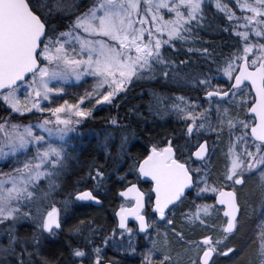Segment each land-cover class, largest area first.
Instances as JSON below:
<instances>
[{"label": "trees", "instance_id": "1", "mask_svg": "<svg viewBox=\"0 0 264 264\" xmlns=\"http://www.w3.org/2000/svg\"><path fill=\"white\" fill-rule=\"evenodd\" d=\"M229 8L231 12L227 14L213 9L210 5H204L197 20L185 27L187 30L182 35L183 39L179 38L174 42L173 48L162 51L165 59L162 73L148 80L131 81L111 102L90 114L86 120L87 125L80 127L82 136L73 141L71 147L66 148L67 171L58 179V185L52 192L55 200L63 201L66 205L65 211H61L58 205L61 212L59 230L54 231L53 235L44 233L35 222H32L31 226L24 221L17 224V241L12 246L15 252L7 255L6 264H21V261L23 264H29L27 247L30 231L33 243L31 264H45V261L47 264H83L86 260L76 258L73 255L74 250L89 254L94 248L102 251L100 264L105 260L113 264H147L141 253L146 246L143 237L130 234L128 238H120L122 233L115 229L114 210L120 204L118 191L128 184L136 183L146 196V217L150 221L156 219L151 209L150 184L141 180L136 166L153 146L162 148L167 143L171 144L176 159L184 163L190 171L206 164V187L217 190L222 187L234 189L237 200L241 189H247L248 194L258 193L251 201L253 210L248 218L243 217L239 205L233 232L225 234L219 229V243L214 245L216 251L213 252L209 263L257 264L256 250L261 229L264 228V200L259 203V188L249 185V180H256L255 176H243L245 182L238 186L221 183L218 176L223 158L210 149L203 163L192 162L190 153L202 137L190 136L188 121L181 116V111L173 107L179 105L184 109L183 112H189L197 104L209 100L205 98L207 91L228 90L231 79L223 80L218 66L222 60L235 55L243 45L236 35L238 29L235 18L242 13H236L232 7ZM230 14L232 19H229ZM261 20H264V17H261ZM54 22L56 26L62 24L61 20ZM164 71L169 73L167 78L163 75ZM202 80L208 83L201 84ZM237 90L244 92L241 103H245L248 108L252 102L248 86L234 89L229 95ZM179 97H183V100L179 99L181 103H174ZM211 101L217 102L212 99ZM247 108L241 110L239 116L251 120L246 116ZM113 120L116 123L109 124ZM122 139L125 141L123 146H120ZM192 175L194 187L196 177L195 174ZM83 189H89L98 197L101 206L96 208L74 202L72 195ZM194 195L191 188L165 213V217L158 221L162 224L159 227L162 235L179 234L176 238L186 243L212 234L209 225L194 226L190 233L180 229L183 214L193 209L194 204L199 201H196ZM205 201L213 202V196ZM220 218L222 222L225 221L223 216ZM228 249L233 251L228 252ZM226 252L228 254L223 255Z\"/></svg>", "mask_w": 264, "mask_h": 264}, {"label": "snow or ice", "instance_id": "2", "mask_svg": "<svg viewBox=\"0 0 264 264\" xmlns=\"http://www.w3.org/2000/svg\"><path fill=\"white\" fill-rule=\"evenodd\" d=\"M143 4L146 5L144 9L146 12L152 14L153 22L163 21V17L159 15V9H168V11L174 12L176 19L164 21L162 26L157 27V32L167 31L168 40L161 41L156 39L155 43H151L152 32L148 31L149 43H143L144 29H137L133 26L134 22L131 19L133 13H137L141 7V0H101L97 5H94L87 12L82 13L76 17L74 24L67 32H61L60 36L55 41L51 37H48L47 22L39 14L36 7L33 5L32 0H0V89H9L8 93L3 95V100L12 108L14 112H20L21 107L19 101L16 99L15 91L13 87L17 81H22L26 78V74L31 73L33 75V84L36 85V96L39 97L42 93L44 98L47 99V93L52 91L48 87L49 79L63 78L64 73L52 70L48 67H39L38 60L42 57L43 60L48 61L49 64L55 63L59 68L60 63L65 67L74 66L78 67L81 64L87 65L84 68L83 73H87L96 77H99L97 88L108 85L111 89L106 95H103V102H111L112 97L119 91H123L127 82H130L134 77H140L145 71L155 72L153 62L163 64L164 59L160 55V48L162 44L170 43L174 38L183 39L181 32L187 30L185 25L192 20H196L198 14L201 11V0H173L171 4L167 0H159L158 3H153V0H143ZM256 7L251 4H242L241 7L246 8L253 13L252 17H248L249 23L253 21L256 16L264 17V0H255ZM44 8H48L46 15L53 14V11L63 12L69 10L72 5L67 0H52L51 5L45 3L42 5ZM155 7L157 10L153 12ZM181 8L186 9V12H182ZM217 8L221 11L226 10V5H223L217 0ZM229 19H232V15H229ZM264 22V21H260ZM139 23H147L146 20L140 19ZM73 29H82L84 32L90 35H100L108 37L111 41H114V45H108L104 41H89L83 40L79 36L73 37ZM257 36L264 35V31H258L255 33ZM246 42V46L243 51L245 54L252 52V47L247 45L248 33H237ZM47 37V39H45ZM61 37H68L69 39H76L80 42L81 50L88 49L89 57L86 61L70 58L69 53L65 49L66 40H62ZM41 44L43 48L41 49ZM93 45H99L94 47ZM53 48L55 49L53 51ZM261 55L257 59L251 60V64L254 67V71L248 70L247 57L245 56L246 63L239 67V75L235 76V84L233 88H239L244 81H250L253 89L256 91V97L254 102L249 107V111L253 113L258 121L251 127V135L255 141H259L256 144L257 152H260L259 159L255 162L248 163V172L252 173L257 165H264V152L261 149L264 148V44L260 45ZM207 51V50H205ZM135 53L133 55L132 53ZM183 63V62H182ZM258 67H255L256 65ZM237 71L233 67V63L229 62L224 69L225 75L232 77V73ZM83 73H77V79ZM37 74L39 82L37 84ZM165 78L168 77V71H164ZM201 84H206L208 81L202 80ZM115 86V87H113ZM88 95H92L89 93ZM209 97L213 95H229L228 92H208ZM235 95V93H233ZM178 99L183 100V97ZM83 103V100H81ZM97 103H101V100H97ZM69 110H75V115L86 116L90 113H86L78 110V105H67ZM33 107H38L37 104H33ZM179 111L183 112L184 109L179 105H173ZM30 111L31 109H26ZM65 111V106L58 107L53 110V115ZM227 110H225V114ZM201 116L204 114L201 113ZM184 118L192 119L195 123L196 117L191 113H188ZM50 123L45 120L44 124ZM57 123L68 125L72 123L70 120L57 119ZM112 123H116L115 120ZM223 123V121H222ZM229 128L233 127V121L229 119L227 121ZM245 128L249 127L247 122L241 121ZM43 125H41L42 127ZM18 126L12 125L13 129ZM204 127L203 124L200 125ZM50 131V130H48ZM66 130H61L65 132ZM193 131L192 125L188 126V132ZM0 132H5V126L0 124ZM5 135L8 137L9 150L11 153H15L18 148H24L29 141L26 136L31 137L32 131L30 127H26L24 133H15L14 136H9L7 132ZM63 138V137H61ZM36 141H40L43 137H34ZM231 151V149H230ZM205 152V145H200V150L196 152L198 158H202ZM252 157L254 154L247 153ZM8 153L3 151V147H0V157L6 156ZM50 156L56 158L55 161H50L53 166L60 162L61 152L56 148H49L43 152L38 159L41 163L31 165L25 163L23 168L15 169L20 173L19 177H14L10 173L8 180H0V224L4 221L12 219L17 220L20 212L18 207H12L11 202L13 200L21 199L22 194L26 193L27 198L31 199L33 193L28 191L26 187L29 183L39 179L44 175H51L50 173H44L39 171L41 164L48 160ZM245 163L239 157L232 160L231 168L228 170L226 179L234 181V184L240 185L244 181L241 177L243 172L242 165ZM33 167L35 171H33ZM139 171L142 176L151 177L155 182L156 192V208L155 211L163 219L165 217L164 209L168 205L173 204L175 201L181 199L184 195V190L191 187L193 184L192 177L189 175V169L185 167V164L179 163L173 158V149L171 144L163 149H157L153 146L151 153L140 163ZM25 174L27 178L25 179ZM97 175H101L97 173ZM11 183L10 188H5L6 183ZM25 185V187H19L18 185ZM260 187L264 191V172L260 175ZM212 191L217 192L216 188H202L200 192ZM135 194L136 207L131 210L130 214L135 215L140 221V230L144 231L147 225L144 221V216L140 215V209L143 207L142 194L139 193L135 186L129 188L127 192H122V196H129ZM199 195V193H198ZM78 200H93L95 197L91 192L81 193L76 197ZM217 202L221 205H225L227 210L224 212L225 217H228L227 226L224 228V232L231 233L236 226V212L238 210L237 199L235 191H219ZM211 205H205L203 207L198 206L195 213V219H200V213L207 214ZM125 209L121 208V212L117 213L120 219V227L123 229L125 225V217L121 215ZM23 216L28 217L29 213H23ZM171 223V221H169ZM201 223L203 221L201 220ZM44 232L54 235L53 229L60 228V223L57 218V209L52 208L47 212V215L43 218L42 224H38ZM130 231V229H129ZM179 235V234H178ZM182 238V237H181ZM16 243V237L9 232V245L7 247L0 246V256L11 255L15 252L12 247ZM211 242L208 238L203 240V244L209 245ZM216 243H219L217 241ZM216 249L209 247L203 253L201 264H209V258ZM233 249H228V252H232ZM258 254L260 256V264H264V228L261 229L259 235ZM99 252V249H97ZM228 252L223 253L227 255ZM73 255L76 257H82L85 253L81 250H74ZM148 264H153L150 258ZM170 257L165 256L161 264L169 260ZM21 264L23 262L21 261ZM47 264V261H45Z\"/></svg>", "mask_w": 264, "mask_h": 264}, {"label": "rangeland", "instance_id": "3", "mask_svg": "<svg viewBox=\"0 0 264 264\" xmlns=\"http://www.w3.org/2000/svg\"><path fill=\"white\" fill-rule=\"evenodd\" d=\"M67 2L72 5L69 10L63 12L53 11V14L46 15L48 8H44L42 5L45 3L51 5L52 0H32V3L36 7L37 11L46 20L48 37H51L53 41H55L56 38L60 36L61 32H67L70 30L77 16L87 12L94 5L99 4L101 0H67ZM158 2L159 0H153L154 4ZM167 2L171 4L173 0H167ZM219 2L223 5H226V10L224 12L227 14L231 12L229 7H232L236 13H242L241 15H236L235 17L236 26L238 29V32L236 33L247 32V45L251 46L253 49L252 52L245 54L243 49L246 46V42L241 36L236 34L239 37V41H241L243 45L238 49L235 55L222 60L218 66L220 77L223 80L228 81L232 77L229 78V76L225 75L224 69L227 67L229 62H232L233 67L237 69L239 62L242 59H245L246 56L248 58V65L253 67L251 60L260 57V45L264 44V35L257 36L255 33L258 31H264V22H260L264 20H261V16H256L253 21L249 23L247 18L252 17L253 13L248 11L246 8L241 7V5L245 3L259 7V5L255 4V0H219ZM204 5H210L216 10L219 9L217 8V0H201V10ZM145 8L146 5H144L143 0H141V7L138 11V14L133 13L131 17L134 22L133 26L135 28H142L145 30L143 34V43H149V30L152 32L151 43L154 44L157 38L161 41L168 40L169 37L167 31L157 32L156 29L157 27L162 26L164 21L175 20V13H170L166 8L159 9V15L163 17V21L153 22L152 14L146 12L144 10ZM152 11L156 12L157 10L155 7H153ZM181 11L186 12L187 10L181 8ZM140 19L146 20L147 23H139ZM56 20H61L62 24L56 26L54 22ZM192 22H194V20L186 24L185 27L190 25ZM183 33L184 31L181 32V36ZM72 36H79L83 40H89L93 42L104 41L108 45H114L115 43L108 37L95 34L90 35L89 33L84 32L82 29H73ZM45 39H47V37ZM61 39L67 41L65 44V49L69 53L70 58L84 61L88 59V49L86 48L81 50V45L78 40L74 38L69 39L68 37H61ZM178 39L179 38H174L170 43L161 45L160 55L162 58V51L173 48L174 42L178 41ZM93 46L97 48L99 47V45ZM42 48L43 44L41 45V49ZM54 50L55 49L53 48V51ZM132 54L135 55L134 52ZM39 61V67H48L50 71H60L64 73V77L48 80V87L51 88L52 91L47 93V99L44 98L43 93L39 97L36 96L37 87L35 84H33L34 78L32 74L25 81L15 86V96L21 107L20 112H14L12 108L3 100V95L7 94L9 89L0 93V107L3 109H0V124L5 126V132H7L9 136H14L17 132L23 134L26 127H30L32 131L31 137L25 135V138L29 141V143L24 148H18L15 153H11L9 150L8 137L5 135V132H0V147H3V151L8 153V155L0 157V180L7 181V174L9 173L14 177H19L20 173L16 172L15 169L23 168L25 163H30L33 166L41 163L38 157L49 148H56L59 150L61 152V159L59 163L53 166L50 161H55L56 158L54 156H50L48 160L41 164L39 171L46 174L50 173L51 175L41 176L39 179L29 183L26 186L28 191L33 193L31 199H28L27 194L24 193L22 194L21 199L13 200L11 202L12 207H18L20 209V212L17 213L19 219H9L0 224V246L2 247H7L9 245V232L11 231L12 234L15 235V226L17 224L23 222L24 220H31L36 224H42L46 212H48L53 207L57 208L58 210V205L61 207V211H65V203L63 201L55 200L52 197V192L58 185V179H60V177L63 176V174L67 171L68 161L67 158H65L66 148L71 147L73 141H77L79 137L82 136V130L80 131V127H85L87 125L86 120L89 119L90 114L99 107L105 106L107 103H109L103 102L102 97L103 95H106L111 89L108 85L97 88L100 78L83 73V70L85 67H87V65L81 64L78 67H75V71H73L74 66L65 67L62 63H60L59 68H57L55 63L49 64L48 61L43 60L42 57ZM164 63L159 64L153 62L155 72L145 71L140 77H134L131 81L148 80L153 78L155 75L162 73L161 71L165 68ZM77 73H83L80 75L79 79H77ZM234 73L235 71L232 73V76ZM36 81L38 84V74ZM130 82L126 83L123 91ZM123 91L117 92L115 96L122 93ZM89 93L92 95H88ZM234 93L235 95H228V97L222 101L217 100L216 102L209 99L207 102L199 103L196 107L191 108L189 112H182L181 116L185 117L188 115V113H191L193 116H195V123H193L192 119L184 118V120L188 121V125H192L193 127V131L189 133L190 136L198 138L200 136L202 139H206L209 142L208 145L210 151H214L215 154L222 156L223 162L221 164L220 175L218 176L221 183L238 186L234 184V181L227 180L226 175L228 174V170L231 168L233 159L239 157L245 161V163L242 165L243 172L241 173V177L248 174L255 176L256 180H249V185H253L254 188H256V186L259 188L258 202L260 203L264 200V191H262L260 187V175L262 172H264V165H257V168L254 169L252 173H249L247 170L248 163L255 162V160L259 159L261 153L257 152L256 149V144L258 143L254 142L249 137L247 133L248 127L245 128L241 123V121L247 122L250 126L253 120L251 118V120H246L243 119L242 116H239L241 113L240 111L247 108L245 103H241L244 97V92L237 90ZM68 97L73 98L68 99ZM81 100H83V103H81ZM97 100H101V103H97ZM65 102H67V105H78V110L90 114L86 116H77L75 115V110H69ZM34 103L37 104L38 107H33ZM174 103H181V100L176 99ZM61 106H65V111L53 115V110ZM26 109L31 110L28 111ZM225 110H227L226 114ZM201 113L204 115L201 116ZM58 118L60 120H70L72 123L68 125L57 123ZM229 119L233 121V127L231 128H229L227 123ZM45 120L50 121V123L44 124ZM109 124L114 125L115 123H112L111 121ZM201 124L204 125L203 128L200 127ZM12 125H16L18 127L13 129ZM41 125L43 126L41 127ZM61 130L66 131L61 132ZM37 136L43 137V139L40 141L34 140L33 138ZM122 140L123 142L119 144L120 146H123L122 144L125 141V139ZM166 145H169V143ZM151 150L152 148L150 151ZM248 152H251L254 155L250 157L247 154ZM261 152H264V148L261 149ZM204 169L206 170V164L200 167L197 166L191 170L196 177L195 185L192 187L193 193L197 198L196 201H199L198 203L194 204L193 209L183 214L180 229L190 233L191 228L194 226L209 225L211 227L212 234L210 236H203L200 239L183 243L178 240L179 238H176L179 236H175V233L162 235L159 231V227L162 225L160 222H158L159 220H156L155 218L151 221L149 220L151 231L144 236L143 241L146 246L141 251L146 262H148V259H146V257H148L152 262L161 263V261L164 260V257L168 256L170 259L165 261L164 264H198V258L202 251L208 249L209 247H214L216 242L219 241V229L222 230L225 221L222 222V219L220 218V216H222L221 209L216 207L214 202L205 201V199L207 200V198L214 196L216 192H200V189L206 188L204 185ZM33 171H35L34 167ZM26 178L27 174H25V179ZM243 181L245 182V180ZM11 186L12 185L10 182L4 185L5 188H10ZM18 186L25 187V185L22 184ZM246 191L247 189L240 190V194L238 195L240 204L238 205H240L242 209L243 217L248 218L253 210L251 201L258 196V193L253 192L252 194H248ZM205 205H211L212 207L209 209L207 214L201 212L200 219H195L197 207H203ZM23 213H29V216L25 217L23 216ZM59 213L61 212L59 211ZM201 220L203 223H201ZM129 235V232L124 231L119 235V237L121 236L128 238ZM205 238L210 240L211 243L209 245L203 244V240ZM97 249L99 248H94L92 252L85 254L82 257H75L85 259L86 263L83 264H100L99 260L101 259L102 251L99 249V252H97ZM6 259L7 256H0V264H6ZM256 262L257 264H260V256L257 250Z\"/></svg>", "mask_w": 264, "mask_h": 264}, {"label": "water", "instance_id": "4", "mask_svg": "<svg viewBox=\"0 0 264 264\" xmlns=\"http://www.w3.org/2000/svg\"><path fill=\"white\" fill-rule=\"evenodd\" d=\"M245 63H246V60H245V59H242V60L239 62L238 67H237V71H235V73L233 74V76H232V78H231L230 86H229L228 90H226V91H224V92H228V93H230L232 90L237 89V88H233V85L235 84V76H236V75H239V71H238V69H239L240 66L244 65ZM38 65H40L39 60H38ZM258 66H259V65L257 64L255 67H258ZM248 70H249V71H254V67H249V65H248ZM30 75H31V73L26 74V78H25L24 80H22V81H17L16 84H15L13 87H15V86H17L18 84H20V83H22L23 81H25ZM244 85L248 86L249 91H250V94H251V96H252V102H251V104L248 106V108H247V110H246V116L249 117V118H251V119L253 120V122H252V124L248 127V129H247V133H248L249 137H250L254 142L259 143V141H255L254 138H253L252 135H251V127L254 126L256 123H258V121H257L255 115L249 111V107L252 105V103L254 102V98L256 97V91H255V89H253L252 84H251L250 81H247V80L244 81V82L240 85V87H242V86H244ZM240 87H239V88H240ZM6 90H8V89H7V88H5V89H0V93L4 92V91H6ZM210 91H211V92H217V91L209 90V91H207V92L205 93V98H207V99H215V100L222 101V100L226 99L227 96H228V95H227V96H223V95H213V96L209 97V96L207 95V93L210 92ZM224 92H219V93H224ZM202 144L205 145V152H204V155H203L202 158H198L195 154H196L197 151L200 150V145H202ZM168 146H169V145H165V146H163L161 149H163V148H165V147H168ZM171 147H172V146H171ZM172 149H173V148H172ZM208 152H209V147H208V142H207V140H206V139H201V140L196 144V146L193 148V150L191 151V153H190V159H191L192 162H194V163H202V162L207 158V156H208ZM150 153H151V151L148 153V155H149ZM148 155H147V156H148ZM147 156H146V157H147ZM146 157H144V158H143V159L137 164V166H136V172H137L138 176H140L144 181L151 183L152 210L156 213L157 218H161L160 215L155 211V208H156V199H157V198H156V192L154 191V189H155V182L151 179V177H145V176H142V175L140 174V171H139V165H140V163H141ZM173 158L176 159V157H175V153H174V150H173ZM176 160H177V159H176ZM177 161H178V160H177ZM178 162H179V163H182V162H180V161H178ZM183 164H184V163H183ZM185 167L187 168L186 165H185ZM189 175L191 176L190 172H189ZM191 177H192V176H191ZM133 186H135L136 190H137L139 193L142 194V204H143V207L140 209V215L144 216V221H145V223L148 225L147 219H146L145 215L142 213L143 210H144V208H145L146 198H145V195H144L143 192L139 189V187H138V185H137L136 183H131V184L126 185L124 188H122L121 190L118 191L117 195H118V197H119L120 199H122V200H132V204H131V205L126 206V207L123 208V209H125V211H124L123 213H121V215H123V216L125 217V225H126V227H127L128 224L133 223V224L135 225V227H136V233H137L139 236H143V235H145V234L149 231L150 227L148 226V227L145 228L144 231H141V230H140V221L136 218L135 215H131V214H130L131 210L134 209V208L136 207L135 194H134V193H133V194H130V195L127 196V197L121 195L122 192H127L128 189H129V188H132ZM192 186H193V184H192ZM192 186H191V187H188V188H186V189L184 190V195L181 197V199H182V198L186 195V193L192 188ZM219 191H225V192H228V191H234V190L231 189V188H225V187H222V188H220V189L214 194V196H213V202H214V204L216 205V207H218V208L221 209L222 216L225 218V222H224V224H223L222 231H223V233H225V234H229V233L224 232V228L227 226V221H228V217H225V215H224V212L227 210V208H226L225 205H221V204H219V203L217 202V200H218V196H219ZM84 192H91V191H90L89 189H83V190L77 191V192L73 195V197H72L73 201L76 202V203H80V204H89V205H91V206H93V207H96V208H98V207L101 206V200H100L98 197H96L92 192H91L92 195L95 197V199H93V200H78V199H76V197H77L78 195H80L81 193H84ZM235 194H236V193H235ZM181 199H180V200H181ZM236 199H237V195H236ZM180 200L175 201L173 204L168 205V207L165 208L164 211L166 212L167 210L171 209V208H172L174 205H176ZM237 205H238V202H237ZM56 209H57V208H56ZM51 210H52V209H50L49 211H51ZM49 211H48V212H49ZM120 212H121V209H116V210L114 211V218H115V222H116V229H117L118 231H123L126 227L123 228V229L120 227V219H121V217L117 215V213H120ZM238 213H239V205H238V210H237V212H236V217L238 216ZM46 215H47V212H46L45 216H46ZM45 216H44V217H45ZM57 218H58V220H59V213H58V210H57ZM59 223H60V221H59ZM58 230H59V228H58V229H56V228L53 229V231H58ZM233 230H234V229H233ZM206 250H207V249L203 250L202 253H201L200 256H199V264H201V262H202V257H203V253H204V251H206ZM212 256H213V253H212L211 257L209 258V263H210V261H211V259H212ZM105 264H110V263H105Z\"/></svg>", "mask_w": 264, "mask_h": 264}, {"label": "flooded vegetation", "instance_id": "5", "mask_svg": "<svg viewBox=\"0 0 264 264\" xmlns=\"http://www.w3.org/2000/svg\"><path fill=\"white\" fill-rule=\"evenodd\" d=\"M42 45V44H41ZM41 47V46H40ZM40 62V61H39ZM209 146V145H208ZM203 163V162H202ZM195 164H200V163H195ZM188 168V167H187ZM189 169V168H188ZM189 172H190V174H191V176H192V180H193V175H192V172L189 170ZM140 177V176H139ZM141 178V177H140ZM141 180H143L142 178H141ZM144 181V180H143ZM146 182V181H145ZM149 183V182H148ZM150 184V190H151V183H149ZM76 193V192H75ZM74 193V194H75ZM73 194V195H74ZM144 194V193H143ZM73 195H72V197H73ZM145 195V194H144ZM118 196V195H117ZM119 198V197H118ZM145 198H146V196H145ZM120 199V198H119ZM73 200V199H72ZM132 204V200H122V199H120V204H119V206L116 208V209H121V208H124V207H126V206H129V205H131ZM122 206V207H121ZM145 207H146V203H145ZM115 209V210H116ZM151 209H152V201H151ZM114 210V211H115ZM144 210H145V208H144ZM144 210H143V214L145 215V213H144ZM170 210V209H169ZM153 211V210H152ZM168 211V210H167ZM166 211V212H167ZM154 212V211H153ZM165 212V213H166ZM59 213V212H58ZM155 213V212H154ZM155 216H156V213H155ZM145 217H146V215H145ZM61 217H60V214H59V221L61 222ZM146 219H147V222H148V225H149V220H148V218L146 217ZM156 219L157 220H160L161 218H157V216H156ZM24 222H28L29 224H30V226H31V223H32V221L31 220H24ZM149 227H150V225H149ZM115 229H116V222H115ZM129 229H130V231H129ZM117 230V229H116ZM118 231V230H117ZM129 232L130 234H136L137 236H139L137 233H136V227H135V225L133 224V223H130V224H128L127 225V227L123 230V231H119V232H121V233H123V232ZM151 231V227H150V229H149V231L147 232V233H149ZM44 232V231H43ZM44 233H46V234H49L48 232H44ZM146 233V234H147ZM145 234V235H146ZM145 235H143V236H140V237H143L144 238V236ZM29 244H28V256H29V264H31V259H32V253H31V246H32V239H31V231H30V237H29ZM213 257V256H212ZM198 262H199V258H198ZM105 263H110V264H113V263H111L110 261H107V260H105V261H103L102 262V264H105ZM90 264V263H89ZM148 264V263H147ZM153 264H161V263H158V262H153Z\"/></svg>", "mask_w": 264, "mask_h": 264}]
</instances>
